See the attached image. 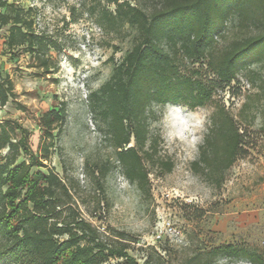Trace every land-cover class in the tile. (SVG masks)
<instances>
[{
  "label": "trees",
  "instance_id": "obj_1",
  "mask_svg": "<svg viewBox=\"0 0 264 264\" xmlns=\"http://www.w3.org/2000/svg\"><path fill=\"white\" fill-rule=\"evenodd\" d=\"M81 4L106 29L128 25L137 31L133 47L115 64L111 76L91 92L90 103L107 123L124 175L148 192L146 160H157L168 172L174 167L170 159H155L156 141L147 146L153 104H182L190 109L211 105L207 131L192 168L221 187L244 151V135L231 109L215 97V90L242 70L249 71L248 78L256 86L258 72L250 67L264 63V0H162L151 10L130 0H82ZM0 7L10 8L0 12V23H11L7 47L27 44L47 65L41 53L56 48L55 41L36 33L32 21L8 0H0ZM234 15L246 33L216 49L219 35ZM203 63L214 73V82L203 76ZM13 86L11 79H0V108L14 95ZM247 106L244 103L241 110ZM65 119L64 105L42 113L40 153L33 151L26 127L13 119L0 121V259L10 257L24 264H111L110 259L118 257L127 264H168L156 246L140 262L129 252L135 239L125 231H101L76 204L73 186L53 169L42 168L51 155L54 131H61ZM108 171L107 163L93 168L103 196L96 210L105 199ZM221 256L264 264L263 251L240 243L199 249L184 264H229L218 263L216 258Z\"/></svg>",
  "mask_w": 264,
  "mask_h": 264
},
{
  "label": "rangeland",
  "instance_id": "obj_2",
  "mask_svg": "<svg viewBox=\"0 0 264 264\" xmlns=\"http://www.w3.org/2000/svg\"><path fill=\"white\" fill-rule=\"evenodd\" d=\"M8 1L32 21L36 33L57 46L41 53L47 59L44 65L27 44L7 47L11 23H0V79L14 83V95L0 108V121L21 123L30 132L33 151L40 153L42 113L65 106L66 119L61 131H54L51 155L42 168L53 169L73 186L76 204L87 218L107 234L127 232L135 239L129 252L140 262L151 246L164 254L168 264H184L197 250L223 243L247 244L264 252V63L250 67L258 72L256 86L251 84L248 70L240 71L230 83L217 84L215 97L231 109L244 135V151L223 185L210 184L192 168L213 107L190 109L182 104L155 103L150 108L147 146L156 141L155 159H170L174 167L168 172L157 160H146L151 186L143 192L124 175L107 123L90 105L91 92L111 76L115 64L133 47L136 29L128 25L120 30L102 27L97 16L85 10L82 0ZM130 1L151 10L162 0ZM9 10L0 7L2 13ZM245 33L237 16H232L216 49ZM184 62L190 65L188 60ZM202 67L206 80L214 82L216 77L207 64ZM244 103L248 106L242 111ZM50 140L47 137L46 143ZM102 163H107L109 171L105 199L96 210L102 195L93 168ZM167 220L174 223L176 234L163 231ZM216 261L252 264L223 256ZM110 263L127 264L125 258L118 257ZM0 264L24 263L9 257L0 259Z\"/></svg>",
  "mask_w": 264,
  "mask_h": 264
},
{
  "label": "built area",
  "instance_id": "obj_3",
  "mask_svg": "<svg viewBox=\"0 0 264 264\" xmlns=\"http://www.w3.org/2000/svg\"><path fill=\"white\" fill-rule=\"evenodd\" d=\"M163 231H167L169 234H176L178 232V230L174 226V223H172L171 220H167L164 222V230ZM157 237L161 238L162 233L161 232L157 233Z\"/></svg>",
  "mask_w": 264,
  "mask_h": 264
}]
</instances>
